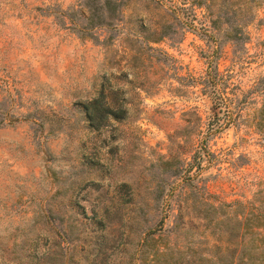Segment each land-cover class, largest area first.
Listing matches in <instances>:
<instances>
[{"label": "rangeland", "instance_id": "obj_1", "mask_svg": "<svg viewBox=\"0 0 264 264\" xmlns=\"http://www.w3.org/2000/svg\"><path fill=\"white\" fill-rule=\"evenodd\" d=\"M181 1L0 0V264H264V0L244 41ZM213 64L234 123L200 90ZM100 86L125 112L93 128Z\"/></svg>", "mask_w": 264, "mask_h": 264}, {"label": "trees", "instance_id": "obj_2", "mask_svg": "<svg viewBox=\"0 0 264 264\" xmlns=\"http://www.w3.org/2000/svg\"><path fill=\"white\" fill-rule=\"evenodd\" d=\"M188 0H183L184 3ZM193 5L202 6L207 14L203 13V16L207 18L206 22H202V26H206L210 32L218 33V30L223 29L224 34L235 35L239 32V35L244 39L247 38V33L244 31V26L250 22L254 14L247 12L251 11L250 3L253 0H242V8L239 16L234 18L233 15L227 14L229 9L228 5L230 0H189ZM170 12H175V7L170 8ZM222 18L223 20H220ZM86 24L98 25L101 23L102 18L98 16L94 11H90L88 17H86ZM219 23H225L226 26L219 28ZM264 23V22H262ZM167 24H162L158 30H152L151 34L147 35L148 40L157 41L165 35V29ZM131 33H137L139 30L131 29ZM243 43V42H242ZM230 73L226 72L222 74L217 70L216 65L213 64L210 69H206L204 77L201 80L202 86L200 90H203L210 96L212 114H217L221 111L226 114L224 117L225 123H234L240 114L242 105L241 96L238 92L230 86L229 81ZM103 85V84H102ZM253 88V87H252ZM259 93V104L255 108V115L260 118L264 115V86ZM252 89H248L247 93H250ZM243 93H241L242 95ZM83 116L90 127L96 128L105 123L106 117L119 118L124 115L125 109L117 103L116 96L112 90L105 91L103 86H100L99 91L88 98L82 103ZM259 226V222L255 223ZM260 257V256H259ZM243 258L248 261V264L254 263L253 254L251 252H243Z\"/></svg>", "mask_w": 264, "mask_h": 264}]
</instances>
